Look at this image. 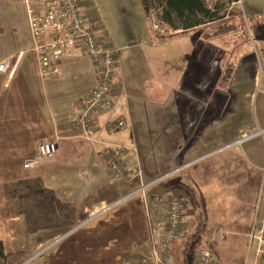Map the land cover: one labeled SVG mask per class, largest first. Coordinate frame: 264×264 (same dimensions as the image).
<instances>
[{"label":"crops","instance_id":"1","mask_svg":"<svg viewBox=\"0 0 264 264\" xmlns=\"http://www.w3.org/2000/svg\"><path fill=\"white\" fill-rule=\"evenodd\" d=\"M241 2L235 10L255 16L257 26L264 0ZM82 3L87 27L102 47L116 50L118 61L114 108L93 116L98 141L93 146L75 125L98 83L92 60L66 58L59 78H43L25 0H0V66L7 64L0 71L5 253H29L22 264H166L153 252L146 202L175 195L185 200L191 224L203 219L204 247L217 264H264L256 242L250 243L264 209V124L254 121L251 109L258 54L239 61L230 83L221 87L223 57L216 43L202 39L201 29L173 37L181 31H162L164 38L151 29L141 0ZM232 36L214 39L226 43ZM171 60L180 62V73L172 71ZM120 119L125 127L109 134L106 124ZM44 140L57 142V153L24 168ZM115 146L128 148L122 157L126 177L107 168ZM174 170L179 172L150 185ZM30 178H41L62 202L75 206L74 226L28 233L18 202L6 199L3 187ZM0 264H5L1 254Z\"/></svg>","mask_w":264,"mask_h":264},{"label":"built area","instance_id":"2","mask_svg":"<svg viewBox=\"0 0 264 264\" xmlns=\"http://www.w3.org/2000/svg\"><path fill=\"white\" fill-rule=\"evenodd\" d=\"M30 18L31 34L34 40V50L38 56L40 72L43 78L56 79L61 76L60 65L66 58L86 56L94 64L98 83L89 96V100L81 109L76 118L75 125L83 140L93 146L96 127L94 115L109 113L114 108L113 84L115 68L117 67L116 50L101 46V41L93 28L87 27V19L82 13V0H25ZM241 0L233 6L241 5ZM151 21L157 29V20L154 13ZM248 35L255 42V33L247 22ZM7 64H1L0 71H5ZM125 121L116 120L106 124L109 134L125 127ZM58 151L57 142L44 140L39 144L38 156L26 160L24 168H30L38 163L37 158H51ZM128 148L115 146L109 149L108 170L116 176H127L122 157ZM174 170L171 174L159 177L154 182L160 183L169 176L178 173ZM149 186V185H148ZM148 186L142 187L146 190ZM149 216L150 232L153 252L160 263L172 262L170 247L173 242L184 239L191 230V223L186 217V202L183 198L172 195L163 200L148 199L146 202ZM262 220L255 221L251 228L250 243L256 242L257 253L264 255V209ZM221 238L226 237V231L218 228ZM195 264H217L216 255L207 247L200 248L195 255ZM255 264H262L256 262Z\"/></svg>","mask_w":264,"mask_h":264},{"label":"trees","instance_id":"3","mask_svg":"<svg viewBox=\"0 0 264 264\" xmlns=\"http://www.w3.org/2000/svg\"><path fill=\"white\" fill-rule=\"evenodd\" d=\"M238 0H141V5L153 32L161 37L162 31H181L173 37L185 34L197 28L201 29L203 40H211L226 35H240L250 42L247 22L256 36L257 20L255 16H246L236 11L233 3ZM156 16L158 26L154 27L151 14ZM264 23V18H260ZM227 54V53H226ZM236 64L228 62L223 69L220 86H227L235 72ZM6 199L15 200L19 204V212L25 218L27 231L35 234L41 230L68 228L76 224L77 211L73 204L62 202L55 191L48 188L41 178L22 179L6 183L3 187ZM204 222L195 217L186 239L185 249L179 264H195L197 251L204 247ZM0 254L5 264H22L31 256L29 253L7 254L0 241Z\"/></svg>","mask_w":264,"mask_h":264},{"label":"rangeland","instance_id":"4","mask_svg":"<svg viewBox=\"0 0 264 264\" xmlns=\"http://www.w3.org/2000/svg\"><path fill=\"white\" fill-rule=\"evenodd\" d=\"M246 13H248L247 10ZM249 39L251 38L249 37ZM211 42L214 44L216 43L217 47H219V58L220 55L223 57L222 69L225 68V65L228 62H234L237 65L239 61L242 62V59L244 57H247V55H249L251 52H255L256 54H258L260 58V65L259 67H257L258 76L254 85L255 89L252 98L251 109L254 121L259 122V124H264V43L257 41L256 39L254 43L252 41L247 42L240 35L232 36L229 41H226V43H224V41H222L221 39H217V41L215 39H211ZM226 51H228L227 55ZM181 67L182 65L179 61L171 60L172 71L180 73ZM175 84L176 82H171V87L172 85L175 86ZM179 241L180 245L177 247V249L174 248L175 250H172V248H170L171 256L174 260L173 264H178L180 262V260L182 259L183 251L185 249V240L179 239Z\"/></svg>","mask_w":264,"mask_h":264},{"label":"water","instance_id":"5","mask_svg":"<svg viewBox=\"0 0 264 264\" xmlns=\"http://www.w3.org/2000/svg\"><path fill=\"white\" fill-rule=\"evenodd\" d=\"M255 39L257 41L264 43V23L256 26V36Z\"/></svg>","mask_w":264,"mask_h":264}]
</instances>
